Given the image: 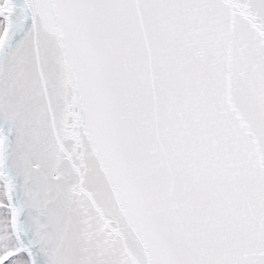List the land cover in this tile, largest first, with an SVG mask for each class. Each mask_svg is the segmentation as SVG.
<instances>
[{
  "label": "snow or ice",
  "instance_id": "snow-or-ice-1",
  "mask_svg": "<svg viewBox=\"0 0 264 264\" xmlns=\"http://www.w3.org/2000/svg\"><path fill=\"white\" fill-rule=\"evenodd\" d=\"M0 264H264V0H0Z\"/></svg>",
  "mask_w": 264,
  "mask_h": 264
}]
</instances>
